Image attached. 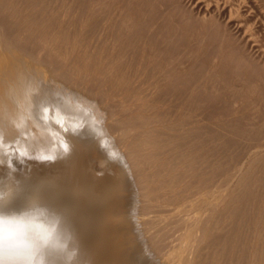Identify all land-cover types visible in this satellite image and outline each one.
Instances as JSON below:
<instances>
[{"label":"bare ground","instance_id":"1","mask_svg":"<svg viewBox=\"0 0 264 264\" xmlns=\"http://www.w3.org/2000/svg\"><path fill=\"white\" fill-rule=\"evenodd\" d=\"M61 9L39 6L36 0H0L3 206L40 205L58 214L53 219L63 229L75 264H123L114 231L125 225L140 256L151 264H264V195L238 196L224 192L229 184L215 186L212 139L200 145L199 104L188 101L186 111L179 106L171 116L156 102L158 91L149 96L142 86L136 94L120 91V80L111 75L124 63L120 52L91 65L74 45L58 44L55 33L64 38V28L35 26L68 24L67 9ZM93 13L89 6L82 21L76 17L86 25L94 21ZM162 70L152 72L155 89L177 98L187 92L194 100L193 83L187 88L175 84ZM238 80L252 89L253 80ZM82 159L84 167L108 160L110 173L87 175L91 169L82 170ZM97 162L92 167L99 169L103 161ZM111 170L119 173L113 188L125 189L129 197L127 220L122 211L119 217L110 212L118 198L105 184Z\"/></svg>","mask_w":264,"mask_h":264},{"label":"rangeland","instance_id":"2","mask_svg":"<svg viewBox=\"0 0 264 264\" xmlns=\"http://www.w3.org/2000/svg\"><path fill=\"white\" fill-rule=\"evenodd\" d=\"M20 1L15 0L16 3ZM36 3L67 9L65 17L68 24L64 26L53 21L34 24L52 30L64 28V38L55 33L58 44L74 45V52L85 53L91 65L105 62L106 56L113 52L121 53L123 65L111 71V75L120 80V91L136 94L141 86L147 96L158 91L160 96L156 102L163 105L171 116L179 106L186 111L188 101L198 103L196 120L202 135L200 145L204 139H212L215 186L229 184L224 192L232 191L238 196L264 195V122L260 123L264 120V55L261 54L264 49V0H36ZM89 6H94L91 16L99 17V20L96 22L93 18L92 23L82 25L78 18L83 20L84 10ZM228 60H233V63ZM156 69H163L162 74L175 84L187 88L193 83L196 89L194 100L187 98V92L177 98L166 94V90L155 89L152 72ZM237 77L245 82L253 80L252 89L242 88L243 81H234ZM89 156L97 158L94 154ZM254 157L257 162H253ZM92 158L90 162L94 160ZM86 160L80 161L83 162L80 163L82 170L87 173L94 169L87 175L99 177L102 174L104 177L105 171L110 173V169L106 170L110 167L108 160L102 159V165L96 161L99 169L95 161L88 163L91 167H84L88 166L84 164ZM92 165L97 166V171ZM116 171L111 170V175L105 180L110 192L112 190L114 195H118L111 208L116 212H110L113 217H119L122 211V218L127 220L126 201L129 197L125 189L113 188L114 177L119 174ZM93 172L95 174H91ZM108 182L112 183L110 188ZM115 221V226H120ZM114 232L119 248L126 252H122L126 257H122L123 264L126 260L132 264H151L144 255L140 256L128 225Z\"/></svg>","mask_w":264,"mask_h":264},{"label":"clouds","instance_id":"3","mask_svg":"<svg viewBox=\"0 0 264 264\" xmlns=\"http://www.w3.org/2000/svg\"><path fill=\"white\" fill-rule=\"evenodd\" d=\"M4 200L0 195V264H75L58 214L40 205L8 209Z\"/></svg>","mask_w":264,"mask_h":264}]
</instances>
